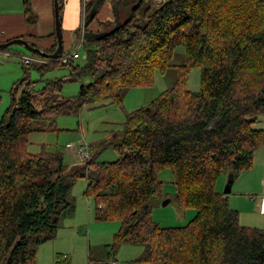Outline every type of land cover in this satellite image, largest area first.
<instances>
[{"label": "trees", "instance_id": "1", "mask_svg": "<svg viewBox=\"0 0 264 264\" xmlns=\"http://www.w3.org/2000/svg\"><path fill=\"white\" fill-rule=\"evenodd\" d=\"M103 1L85 3L81 63H74L78 55L66 63L23 64L24 75L11 89L0 118V264H36L38 246L73 213L69 192L77 177L86 179L95 219L121 223L111 247L141 244L140 263L264 264V230L241 225L215 190L225 170L234 179L249 170L264 143L263 128L255 127L264 114V0H164L158 6L114 0L113 22L97 19ZM23 14L35 21L30 0L23 1ZM95 20L98 29H88ZM52 37L46 52L56 46L55 31ZM176 46L185 52L176 79L148 108L127 114L113 144L115 161L77 155L83 166L65 174L61 153L27 151L29 133L55 129L58 116L78 114L86 104H121L125 89L152 85L154 70L170 66ZM58 63L70 66V81L80 82L75 97H58L61 78L36 90L28 77L32 66L41 71ZM194 67L200 68L197 92L186 85ZM165 167L176 186L170 199L196 211L182 226L162 227L151 218ZM68 259L56 254L54 263Z\"/></svg>", "mask_w": 264, "mask_h": 264}, {"label": "rangeland", "instance_id": "2", "mask_svg": "<svg viewBox=\"0 0 264 264\" xmlns=\"http://www.w3.org/2000/svg\"><path fill=\"white\" fill-rule=\"evenodd\" d=\"M163 1L152 0L154 6H158ZM105 2L111 6L114 0H104L103 3ZM104 21L113 22V17ZM76 40L77 38L75 42ZM73 48L74 46L68 52H71ZM6 52L9 54L6 55ZM6 52H0V118L10 103L13 84L24 75L21 57L30 56L27 50L17 44H12ZM78 55L79 58L74 60V63L83 61L82 47L78 49ZM184 61V48L176 46L169 61L170 66L162 73L158 69L154 70L152 85L125 89L121 104L108 102L103 105L86 104L81 107L78 114L58 116L55 119V129L34 130L29 133L27 151L32 154L42 151L61 153L65 174H70L83 166V161L77 157L75 151L79 146L89 148L88 155L98 161H115L118 158V152L113 144L120 140L127 114L138 108H148L150 103L176 79L177 66ZM70 74V66L61 63L49 65L41 71L32 66L28 71V77L34 81L36 90L41 89L47 80L63 79L58 93L60 98H71L78 94L80 82L70 81ZM186 85L191 91H199L200 68L194 67L190 70ZM259 119L260 122L256 123L255 127L264 128V114L259 116ZM158 178L162 182V195L152 206V220L162 227L185 225L196 214L195 209L181 208L170 199L176 191V186L169 167L162 168ZM216 180H218L216 190L221 193L227 180V170ZM85 188L84 177H77L73 181L69 192L73 202V213L62 221V226L53 239L38 246L36 264H55L56 254L68 257L70 264H110L112 260L116 261V264H147L139 262L143 252L141 244L123 243L114 249L111 247L114 234L119 231L121 223L117 220L95 219L94 200L92 197L85 196ZM165 199L170 201L162 205Z\"/></svg>", "mask_w": 264, "mask_h": 264}, {"label": "crops", "instance_id": "3", "mask_svg": "<svg viewBox=\"0 0 264 264\" xmlns=\"http://www.w3.org/2000/svg\"><path fill=\"white\" fill-rule=\"evenodd\" d=\"M23 1L0 0V41L21 37L43 49L52 48L55 44L52 37L55 31L54 0H30L31 11L35 16V21L30 23L23 14ZM63 1L60 18L63 50L67 53L74 46L75 32L81 30L84 6L89 0ZM110 17L114 19L113 5L109 6L105 2L98 10L97 19L104 21ZM97 22L92 21L88 29L97 30ZM217 183L218 180L215 190ZM231 191L226 194L222 191L221 194L226 196L230 207L238 212L240 224L264 230V143L253 153L252 167L234 179Z\"/></svg>", "mask_w": 264, "mask_h": 264}, {"label": "water", "instance_id": "4", "mask_svg": "<svg viewBox=\"0 0 264 264\" xmlns=\"http://www.w3.org/2000/svg\"><path fill=\"white\" fill-rule=\"evenodd\" d=\"M62 4V0H54V23H55V38H56V46L52 52H46L41 46L21 37L13 38L8 41L0 42V50H4L11 46L12 44H17L23 47L31 54H35L41 56L46 59H58L63 54V44H62V29H61V20L59 17L60 7ZM117 3L113 4V11H114V19L117 20L116 14L117 11L115 10ZM234 182V176L232 172H229L227 175V180L223 189V193H229L231 191L232 184ZM170 199H165L162 202V205L167 204Z\"/></svg>", "mask_w": 264, "mask_h": 264}, {"label": "built area", "instance_id": "5", "mask_svg": "<svg viewBox=\"0 0 264 264\" xmlns=\"http://www.w3.org/2000/svg\"><path fill=\"white\" fill-rule=\"evenodd\" d=\"M83 32H84V26H83V22H82L80 35L78 36L76 42L74 43L73 50L71 52L63 53L60 58L56 59L57 61H59L61 63H66L70 59H76L78 57V49L81 47V44L83 41ZM3 53H5V52H3ZM7 54H9V53L6 52V55ZM21 60H22L23 64H30L33 62L43 63V62H46L47 59L30 53V56L23 55L21 57ZM76 154L81 158L87 157L88 156V148H83L82 146H79L76 149ZM263 193H264V191H263ZM110 264H116V261L112 260L110 262Z\"/></svg>", "mask_w": 264, "mask_h": 264}]
</instances>
